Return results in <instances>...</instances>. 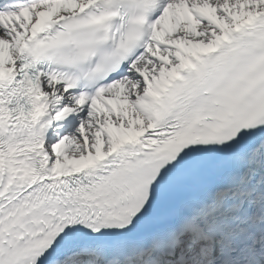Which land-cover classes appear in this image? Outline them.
<instances>
[{
    "label": "snow or ice",
    "instance_id": "6c2138e0",
    "mask_svg": "<svg viewBox=\"0 0 264 264\" xmlns=\"http://www.w3.org/2000/svg\"><path fill=\"white\" fill-rule=\"evenodd\" d=\"M0 264H264V0H0Z\"/></svg>",
    "mask_w": 264,
    "mask_h": 264
}]
</instances>
